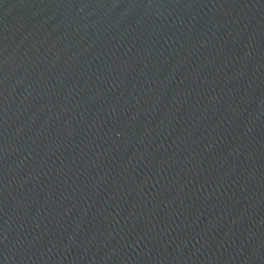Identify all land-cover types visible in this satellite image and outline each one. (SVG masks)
<instances>
[{
    "label": "water",
    "instance_id": "95a60500",
    "mask_svg": "<svg viewBox=\"0 0 264 264\" xmlns=\"http://www.w3.org/2000/svg\"><path fill=\"white\" fill-rule=\"evenodd\" d=\"M0 264H264V0H0Z\"/></svg>",
    "mask_w": 264,
    "mask_h": 264
}]
</instances>
